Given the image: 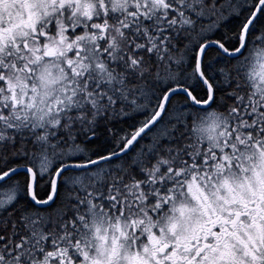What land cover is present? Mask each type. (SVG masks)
<instances>
[{"label":"snow or ice","instance_id":"6c2138e0","mask_svg":"<svg viewBox=\"0 0 264 264\" xmlns=\"http://www.w3.org/2000/svg\"><path fill=\"white\" fill-rule=\"evenodd\" d=\"M0 264H264V0H0Z\"/></svg>","mask_w":264,"mask_h":264}]
</instances>
